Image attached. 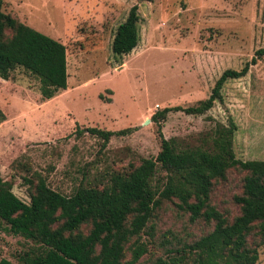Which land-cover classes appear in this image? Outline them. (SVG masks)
Returning <instances> with one entry per match:
<instances>
[{
  "label": "rangeland",
  "instance_id": "obj_1",
  "mask_svg": "<svg viewBox=\"0 0 264 264\" xmlns=\"http://www.w3.org/2000/svg\"><path fill=\"white\" fill-rule=\"evenodd\" d=\"M0 2L2 12L64 46L66 87L50 99L39 98L37 80L21 68L0 79V177L10 181L21 201H28L25 179L39 176L52 189L69 194L78 182L101 184L139 158L154 157L157 126L163 138L183 145L229 117L235 124L234 156L264 160V54L243 76L226 80L221 100L203 114L173 111L157 123L150 119L162 107L189 106L205 98L222 70L238 69L249 60L263 44L264 0ZM132 4L138 40L116 60L109 48L111 35ZM83 127L131 130L110 136L100 148L98 138L74 131ZM239 190L240 174L230 171L214 185L209 201L231 216L237 211L231 197ZM150 223L149 256L162 254V238L187 242L210 226L201 219L190 223L186 213L167 201L155 209ZM1 226L0 258L18 264L17 256L36 245L4 233ZM148 239L146 232L139 236ZM254 264H264V246Z\"/></svg>",
  "mask_w": 264,
  "mask_h": 264
},
{
  "label": "trees",
  "instance_id": "obj_2",
  "mask_svg": "<svg viewBox=\"0 0 264 264\" xmlns=\"http://www.w3.org/2000/svg\"><path fill=\"white\" fill-rule=\"evenodd\" d=\"M137 22L132 4L111 35L109 48L116 60L136 45ZM263 54L264 26L262 46L238 69L222 70L205 98L189 106L162 107L151 114V121L157 123L173 111L203 114L221 100L223 83L243 76ZM15 68L37 80L41 100L66 87L64 46L0 10V79H7ZM130 130L74 131L98 138L103 148L110 136ZM234 130L228 117L224 123L215 121L194 142L181 145L174 138H163L157 126L154 157L139 158L137 164L108 174L101 184L78 182L69 194L52 189L37 176L34 181L25 179L28 201L23 202L11 192L10 181L0 177L2 231L36 245L17 256L18 264H254L259 247L264 246V160L236 158ZM230 171L240 174V190L231 197L237 211L228 216L214 208L209 196ZM165 201L186 213L190 223L201 219L210 226L187 242L162 238V254L149 256L150 220ZM142 232L150 239L139 240ZM145 254L148 257L140 262ZM0 264L13 263L0 258Z\"/></svg>",
  "mask_w": 264,
  "mask_h": 264
}]
</instances>
